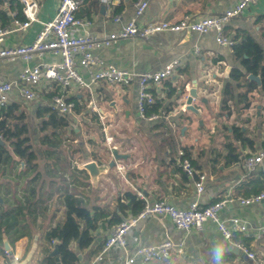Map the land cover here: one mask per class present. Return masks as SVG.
<instances>
[{
	"label": "crops",
	"instance_id": "crops-1",
	"mask_svg": "<svg viewBox=\"0 0 264 264\" xmlns=\"http://www.w3.org/2000/svg\"><path fill=\"white\" fill-rule=\"evenodd\" d=\"M60 1L38 0V21L26 32L8 34L1 47L32 43L43 24L57 15ZM81 1L83 5L77 16L91 22V33L103 36L120 30L126 22L134 19L135 4L142 1L149 2L143 17L137 19L143 26L162 22L176 24L188 15L196 20L220 16L239 0H122L110 8L99 0ZM22 7L18 0H0V29L12 26L16 19L24 21ZM246 10L240 18L233 19L224 27L225 35L235 41L233 47L218 45L214 33L201 36L164 31L148 39H126L95 51L104 62L139 74L158 72L169 63L178 62L174 74L154 89L158 95L156 105H159L156 113L166 112L167 117L162 120L152 122L140 118L138 83L125 87L98 84L91 89L71 88L66 93L53 85L52 89L48 87L42 91L39 101L28 104L20 93L14 92L9 106H19V112L24 113V120L19 123L29 125L34 135H38V125L43 120L37 111L50 106L54 95L61 93L76 107L87 104L90 118H82L76 111L69 115L76 123L79 137L65 148L76 150L80 145L84 154L91 152L87 153L89 157L86 161L77 154L71 158L68 167L71 172L52 174L50 164L53 162L48 161L38 137L37 148L41 151L39 172L28 170L26 164L14 155V161L9 165L0 166V211L18 212L16 223L6 225L3 222L0 226L3 235L0 264H46L54 246L58 245L53 241L48 242L47 234L52 228L66 222L65 199L71 194L88 208L94 209V219L89 224L93 243L84 251H80L74 243V248L82 256L79 264L95 261V264H125L137 248L156 247L168 240L184 245L183 252L174 253L163 262L150 264H213L212 250L221 243L226 249L223 264H256L241 249L243 247L264 260V237L259 240L254 238L255 232L264 225L261 203L241 206L236 202L221 213L222 220L238 217L250 226L247 233L236 234L232 243L222 238L215 224H207L202 232L186 234L179 232L167 219L151 217L129 230L127 248L121 250L111 246L107 253H103L106 239L120 223L114 221L112 213L117 211V202L127 191L136 194L146 204L168 201L179 209H186L197 197V175L206 176L205 191L197 198L201 206L227 197L238 201L264 192H257L262 183L259 178L261 172L251 174L244 166L247 156L258 153L264 147V92L257 83L254 87L242 82L238 87H235L237 83L232 85L235 88L233 96L226 95V86L232 83V73L236 70L246 72L243 58L237 59L234 47L240 48L251 38L264 48V0L250 5ZM117 16H122L119 23L114 22ZM59 61V56L50 53L44 59L37 58L27 63L2 60L0 81L17 80L27 66ZM250 75L247 74L246 79L252 82ZM191 88H196L206 99L205 103H194L200 110V117L185 109ZM113 101L118 111L111 106ZM246 102L249 103L248 107H245ZM236 129L246 138L243 144L236 139ZM82 130L90 131L87 140L82 138ZM0 138L3 139L2 136ZM110 138H113L111 143L107 141ZM89 139L96 143L95 147L88 143ZM79 141H83L84 146ZM227 145L233 146L234 151L230 152ZM5 147L12 152L7 143ZM115 149L120 154L128 155L127 159L116 161L110 173L102 175L94 188L89 173L80 170V166L92 160L107 165L114 158ZM180 152L191 160L196 176L191 177L176 166ZM232 156L239 158L238 161L231 162ZM118 164L126 165L127 171L121 173ZM61 204L65 211L59 213L57 206ZM132 215L129 210L127 218ZM5 240L11 251L5 250ZM231 245H235L244 255L229 251ZM99 256L103 257L101 262L97 261ZM136 264H142L140 259Z\"/></svg>",
	"mask_w": 264,
	"mask_h": 264
},
{
	"label": "built area",
	"instance_id": "built-area-1",
	"mask_svg": "<svg viewBox=\"0 0 264 264\" xmlns=\"http://www.w3.org/2000/svg\"><path fill=\"white\" fill-rule=\"evenodd\" d=\"M121 1L99 0L101 4L108 8ZM259 1L239 0L220 16H207L196 20L188 15L176 24L162 22L143 26L138 23L137 19L143 17L149 2L142 1L135 4L136 14L134 19L126 22L120 30L100 36L89 31L90 21L77 16L76 13L83 5L81 0H61L55 18L43 24L32 43L3 48L1 45L8 34L26 32L33 23L38 21V0H20L25 20L16 19L12 26L0 29V61L8 60L27 63L37 58L44 59L47 53L59 56L60 61L27 66L20 73L21 75L17 80L10 82L0 81V108L8 107L15 91L20 93L23 101L28 104L29 102L39 101L42 91H45L48 87L52 89L53 85L59 87L63 93H66V90L69 91L71 88L91 89V87L98 84L110 87H125L138 83L140 118L152 122L162 120L167 117L165 111L161 114H147L146 109L147 106L156 104L158 95L157 93L154 94V89L161 86L165 79L174 74L178 62H171L158 72L145 71L139 74L104 62L95 51L111 47L116 42L126 39H148L164 31L179 34L196 33L201 36L214 33L218 45L232 47L235 45V41L225 35L224 27L233 19L240 18L250 5ZM121 20L122 16L114 18L116 23L121 22ZM86 72L87 74L85 75ZM50 107L59 112L61 116L67 117V115L74 112L75 104L67 101L65 96L60 93L52 97ZM102 122H104V118H102ZM107 141L111 143L113 138ZM176 166L189 176H196L191 160L183 152L179 153ZM244 166L251 174L264 173V147L258 153L247 156L244 159ZM117 167L121 173L127 171V167L124 164H118ZM205 181L206 176L197 175L195 182L197 197L190 202L186 209H179L168 201L147 202L140 212L124 219L112 229L103 245V253H107L113 245L127 248V236L130 228L136 226L141 220H147L149 217L169 218L173 226L180 231L186 232H202L206 223L212 221L216 223L222 238L231 243L236 234L247 233L250 226L246 221L244 222L238 217H232L225 221L221 219V213L230 204L236 202L241 206L261 203L264 201V192L256 197L238 201L233 197H227L224 200L214 201L206 206H201L197 198L205 191ZM262 237H264V225L254 234V238L257 240ZM183 247L184 245L178 246L171 240L163 242L156 247H139L125 264H136L138 259H140L142 264H149L153 261L163 262L171 258L174 253H182ZM241 249L256 264H264V260L258 258L256 253L244 247ZM102 260V256L97 259L99 262ZM95 263L96 261L90 264Z\"/></svg>",
	"mask_w": 264,
	"mask_h": 264
},
{
	"label": "trees",
	"instance_id": "trees-1",
	"mask_svg": "<svg viewBox=\"0 0 264 264\" xmlns=\"http://www.w3.org/2000/svg\"><path fill=\"white\" fill-rule=\"evenodd\" d=\"M20 2V0H18ZM233 47V46H232ZM237 53V59L243 58V67L246 72H240L236 70L232 73V83H228L226 88V95L233 96L235 88L233 84L237 83L235 87L241 86L242 82L248 83L250 86H256V82H250L246 79L247 74H252L256 77H261V87L264 92V48L258 45L253 39L246 40L241 47H234ZM156 94V91H154ZM67 101H71L68 100ZM158 100L156 101L157 104ZM147 106V114H153L158 111L157 105ZM249 103L246 102L245 107H248ZM19 106H9L6 108H0V136L3 137L5 143L12 149L10 152L6 147L0 145V166H7L13 160V155L16 156L20 161L26 164L27 169H32L39 172V156L41 155L40 149H38L37 139L38 136L39 144H41L46 151L48 161H52L50 164L51 173L59 175V171L68 172L70 170L71 158L79 155L80 159L86 161L88 154H84L80 145L76 150H72L70 147L65 148V145L72 144L78 139L79 133L74 127V121L69 115L61 116L59 112L53 110L50 106L44 109H38L39 117L42 122L38 125V135H34L30 131V127L27 124L19 123L24 120V113L19 112ZM89 109L86 105H78L73 111H76L82 118H90ZM18 112V113H16ZM93 117L91 116V119ZM237 133V140H240L243 144L246 140L245 136L239 133V130H235ZM88 143L92 146H96V143L89 139ZM80 144L84 146V142L80 141ZM230 152L234 151V147L227 145ZM77 152V153H76ZM79 153V154H78ZM96 157V154H94ZM188 156V155H187ZM231 162L238 161L239 158L232 156ZM58 166V168H56ZM68 169V170H67ZM197 178V177H196ZM259 178L262 179V183L258 186V193L264 191V173L259 174ZM126 203V204H125ZM145 202L140 200L139 197L128 192L122 195L117 202V211L112 213L114 221L121 223L127 218L129 210L132 211L133 215L140 212ZM65 206L67 209V218L64 224H59L52 228L47 234L48 242H55L59 248V258L61 264H79L80 263V251H84L90 248L93 243V236L91 234L92 227L89 225L94 217L92 216V209L85 206L81 200L77 199L74 195H69L65 199ZM94 210V209H93ZM16 212L3 213L0 211V226L3 222L9 225L14 224L16 219ZM6 219V221L4 220ZM124 218V219H123ZM13 219V220H12ZM9 220L11 223H9ZM12 220V221H11ZM16 223V222H15ZM82 223L87 225L83 227ZM3 237L0 233V241ZM74 243L77 244L79 250L74 248ZM46 264H57L55 257H49L46 260Z\"/></svg>",
	"mask_w": 264,
	"mask_h": 264
},
{
	"label": "water",
	"instance_id": "water-1",
	"mask_svg": "<svg viewBox=\"0 0 264 264\" xmlns=\"http://www.w3.org/2000/svg\"><path fill=\"white\" fill-rule=\"evenodd\" d=\"M249 79L255 81L258 86H261V80L260 77H256L254 75H250ZM189 95L186 98L185 101V109L187 111H190L194 114H196V116L200 117V110L199 108H197V106L194 104L195 102H201V103H205L206 99L203 97H201V95L198 93V90L196 88H191V90L188 93ZM111 106L117 110L116 107V102L113 101L111 103ZM118 111V110H117ZM0 145L2 146H6V143L3 141V139L0 138ZM113 156L114 158L109 162V164L107 165H100L98 164L96 161H88V163H85L83 165L80 166V170L86 171L87 173H89L90 177H91V183L93 185V187L95 188L99 182V178L102 175H107L110 173V168H113L116 164V161H121V160H125L127 159L128 155H123L120 154L119 151L117 149L113 150ZM24 165V163H23ZM262 204V208H263V215H264V201L261 202ZM4 248L7 251H11L10 246L8 244V241L5 240L4 241ZM229 251L233 252L234 254H240V255H244L243 252L241 250H239L235 245H231L229 247ZM55 257L56 263L57 264H61L60 262V258H59V248L58 245L54 246V250L51 252L50 257ZM80 261L82 260V256L79 255Z\"/></svg>",
	"mask_w": 264,
	"mask_h": 264
},
{
	"label": "rangeland",
	"instance_id": "rangeland-1",
	"mask_svg": "<svg viewBox=\"0 0 264 264\" xmlns=\"http://www.w3.org/2000/svg\"><path fill=\"white\" fill-rule=\"evenodd\" d=\"M74 127L76 128V123L74 124ZM77 129V128H76ZM83 132H81V135H82V138L84 139V140H87L88 138H89V136H90V131L89 130H82ZM35 139H38V136H36L35 137ZM80 142V141H79ZM77 144H79V143H77ZM91 151H88L87 153H90ZM79 154V153H78ZM78 159V158H77ZM57 203V202H56ZM56 203H54V207H55V204ZM63 205L61 204V205H58L57 206V209L59 210L58 212L60 213V211H65L64 209H63ZM55 209V208H54ZM149 218H151V217H149ZM148 218V219H149ZM147 219V220H148ZM164 219H167V221L168 222H170V224L173 226V224L171 223V220L169 219V218H164ZM143 221H146V220H141V221H139L138 223H141V222H143ZM207 224H215L216 225V223H214V222H212V221H209V222H207L206 223V226H207ZM206 226H205V228H206ZM175 227V226H174ZM133 228H135V227H131L130 228V230L131 229H133ZM176 228V227H175ZM177 229V228H176ZM178 230V229H177ZM179 232H181V233H188V231L186 232V231H180V230H178ZM128 238V237H127ZM178 241V240H177ZM174 243L176 244V245H178V246H180L181 245V243H177L176 241H174ZM113 246H116V247H119L118 245H113ZM121 250H123V249H125V248H123V247H119ZM135 254V253H134ZM155 261H153V262H151V263H154ZM150 264V263H149Z\"/></svg>",
	"mask_w": 264,
	"mask_h": 264
},
{
	"label": "clouds",
	"instance_id": "clouds-1",
	"mask_svg": "<svg viewBox=\"0 0 264 264\" xmlns=\"http://www.w3.org/2000/svg\"><path fill=\"white\" fill-rule=\"evenodd\" d=\"M225 246L224 244H217L212 250V261L213 264H223L225 257Z\"/></svg>",
	"mask_w": 264,
	"mask_h": 264
}]
</instances>
